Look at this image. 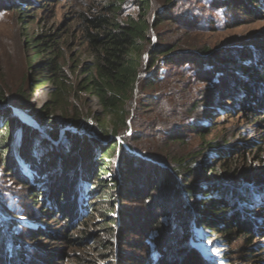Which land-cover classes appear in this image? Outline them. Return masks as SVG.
I'll return each mask as SVG.
<instances>
[{"label":"trees","instance_id":"1","mask_svg":"<svg viewBox=\"0 0 264 264\" xmlns=\"http://www.w3.org/2000/svg\"><path fill=\"white\" fill-rule=\"evenodd\" d=\"M123 1L112 0L101 11L80 15L81 39L86 44L91 61L83 65L84 77L76 83L72 82L65 68V54L58 31L31 38L25 36L27 49L32 53L28 61L36 83L39 87L47 84L52 86L50 99L43 103L44 112L33 113V117L42 126L50 121L51 110L70 109L73 105L74 90L80 89L98 99L106 120H100L92 126L94 138L77 136L67 130L66 152H63L62 147L51 146L47 153L35 158L31 146L36 133L20 122L12 111V107L26 108L32 96L26 97L22 89L10 94L0 84V162L4 168L13 171V178L18 179L25 187H29L30 181H38L37 174L45 173L49 163L57 162L56 169L60 172V176L52 181L47 192H40L35 186L26 191L35 205L43 207V212L46 213L48 208L54 209V218L59 222L55 229L51 230L41 224L36 228H28L26 233L22 232L25 231L24 228L17 231L11 227L13 223L19 225L15 223V219L1 220L2 216L7 217L10 214L0 202V250L3 264H28L25 247L20 242L23 236L34 241H61V244L73 250L66 255L63 252L53 253L58 259L67 257L65 264H109L111 260L112 264H136L140 257L143 258V264H173L170 258L166 257L171 255L163 253L170 245L175 247L174 253L181 256L180 260L186 257L182 264H209L190 245L187 227L192 221L196 225L203 223L204 226L211 227L227 241H232L238 236L246 248L259 237L257 222L244 212L247 208L244 203L249 201V193L246 189L236 188L241 182H238V178L244 179L245 175L240 174L241 164L233 157L240 155L245 160L243 150L251 151L249 146L223 150L221 158H218V170L221 175L218 183H226L230 187L211 183L209 176L215 173V168L203 169L199 172L200 180L193 182L189 181V178L194 169L187 168L181 154L152 152L150 148L144 150L145 144L139 134L140 126H136L133 120L139 114L147 113L143 106L151 103V99L133 98L136 83L139 81L138 73L144 71L145 66L140 57L142 52L147 55L145 69H154V75L142 80L145 82L144 89L155 84L158 62L163 65L173 64L176 58L180 65L192 63L195 71L203 64L202 66L209 68L219 65L231 72L232 64H235L233 54L226 56L218 53V50L210 52L206 48L183 46L182 49L177 48V44H162L160 40L151 43L148 37L149 22L144 18L148 0H138L140 6L136 16L119 20L118 4ZM217 3L227 14L234 11L248 17L256 15L258 19L264 17V12H260L264 0H217ZM176 6L177 0H166L163 12L157 13L154 18L153 27L174 21V24H180L184 29L193 28V22L176 18L179 13ZM257 45L262 47V53L258 54V71L250 75V83L242 86L239 98L230 96L228 92H223V97L230 103L229 108L236 106L237 114H245L249 119L261 123L264 122V41ZM242 56L251 57V54L243 52ZM220 74L223 72L220 71ZM225 79L227 78L221 80L224 88L228 89L229 86L231 89L235 80ZM132 102L135 106L131 108ZM70 117L75 116L71 113ZM82 122L77 113L73 121H63L60 125L74 124L79 130L82 128ZM17 130H20L21 135L20 143L16 147ZM46 133L53 139L57 138L55 128ZM118 137L121 141H118ZM169 140L174 142V137L169 136ZM114 155L117 157L115 166L112 165ZM19 159L29 165L31 179L20 172ZM160 162L165 163L164 166H161ZM79 164L82 166L76 170ZM107 174L108 178L104 179L103 176ZM168 188L171 189V194H162ZM200 191H205L212 197L206 200L203 206L196 198ZM154 192L164 195L166 201L157 202ZM182 193L187 195L192 204L191 211L182 202ZM174 198H177L178 207L175 213V205L169 206L174 204ZM134 203H140L137 209L131 206ZM115 204H118L117 209ZM128 207L131 210H128ZM137 211L147 215L144 213L141 228H136L134 222L133 213ZM195 212L196 215H190ZM209 212L215 217L207 220L206 213ZM94 214H99L102 219L98 232L92 235L83 233L84 230L79 231L80 226L87 225ZM109 214H114L115 217H108ZM163 217L170 220L164 223L161 220ZM262 235L264 236V232ZM87 238H91L97 246H88ZM85 248L91 250L87 252ZM121 248L126 250H120ZM248 252L252 250L249 249ZM153 254H157L154 259Z\"/></svg>","mask_w":264,"mask_h":264},{"label":"rangeland","instance_id":"2","mask_svg":"<svg viewBox=\"0 0 264 264\" xmlns=\"http://www.w3.org/2000/svg\"><path fill=\"white\" fill-rule=\"evenodd\" d=\"M110 2L112 0H0V84L10 94L22 89L26 97L32 96L26 108L12 107V111L20 122L29 126L36 133L31 146L35 158L47 153L51 146L62 147L63 152H66L68 143L65 131L67 130L77 136L84 135L94 138L92 126H95L100 120H106L98 99L88 92L75 88L73 105L68 109L70 111L55 108L51 110L50 121L45 122L42 126L36 121L33 113L42 114L44 112L43 103L50 99L52 86L47 84L44 87H39V84L36 83L35 75L28 61L32 53L27 49L26 37H37L41 34L58 31L62 51L65 54L63 60L65 68L72 82L76 83L84 77L83 65L91 61L86 44L81 39L80 15L101 11ZM165 2L166 0H148V5L144 10V18L150 26L148 37L151 43L160 40L162 44L166 42L177 44V48L182 49L185 46L206 48L210 52L218 50V53L226 56L233 54L235 64H232V71L228 72L219 65L209 68L202 66L203 64H200V67L195 71L192 63L180 65L176 58L173 64L163 65L158 62V76L155 84L144 89L145 82L143 83L142 80L154 75V69H145L147 55L146 52H142L140 57L143 66H145L143 67L144 71L138 73L139 81L136 83L133 98L135 100L151 99V103L144 101L149 104L143 106L147 113L139 114L138 117L133 118L134 124L140 126L139 134L142 135V142L145 144L144 150L150 148L152 152L181 154L187 168L194 169V173L189 178V181L193 182L200 180L199 172H202L203 169L215 168V173L213 172L209 176L211 183L229 186L226 183H218L221 176L218 170L220 165L218 158H221V152L234 148L243 149L246 146L251 148V151L243 150L245 160L240 155L233 158H236L237 162L241 164L240 174H244L246 178L239 177L238 182H241L236 187L238 190L246 189L249 193V201L244 203V206L247 207L244 212L257 222L259 237H256L248 245L252 252H248L249 249L242 243V239H238V236L232 241H227L218 231L204 226L203 223L196 225L192 221L187 227V231L190 233L191 247L209 264H264V236L262 235L264 232V122L257 123L245 114H237L236 106L234 107L236 110L229 108L228 104L230 103L223 97V92H228L230 96L239 98L242 86L250 83V75L258 71L260 59L258 54L262 53V47L257 44L264 41V17L258 19L256 15L248 17L234 11L227 14L218 5L217 0H177L176 9L179 10V13H177V17L176 15L174 17L181 21L193 22V28L184 29L182 25L174 24V21L164 22L153 27L154 18L157 13L163 12ZM139 6L138 0H124L118 4L117 19L125 20L128 16H136L139 13ZM260 12H264V5L260 7ZM243 52L250 53L251 57H243ZM220 71L223 72L222 75ZM224 78L235 80L231 89L229 86L228 89L224 88V84L221 82ZM219 79L221 80L218 81ZM130 105L132 108L135 103L132 102ZM15 109L19 110L21 115L15 114ZM69 112L75 117L78 113L79 119L83 120L81 129L77 130L73 126L74 124L60 125L63 121L75 119V117H70L71 113L69 114ZM54 128L57 130L56 139L46 133ZM20 135V130H17L15 133L16 147L20 143ZM169 136L174 137V142L172 140L170 142ZM117 139L121 141L119 137ZM43 140L45 141L43 142ZM129 151L135 153L132 150ZM136 155L139 154L136 153ZM116 159L117 157L114 155L113 166L116 165ZM18 163L20 172L26 178H30L29 165L20 159ZM57 164V162L49 163L46 172L42 175L37 174L38 181H30L29 187L35 186L40 192H47L52 181L60 176L58 168L56 169ZM163 164L165 163L160 162L161 166H164ZM81 166L79 164L76 170ZM13 177V171L4 168L0 162V202L10 214L7 217L2 216L1 220L15 219V223L17 222L19 225L13 223L11 227L16 228L17 231L24 228L25 231H22L24 233L28 228H36L41 224H45L51 230L55 229L59 222L54 218V209L48 208L46 213L43 212V207L35 205L27 195L26 191L29 187L23 186L18 179ZM103 178L107 179L108 174ZM162 194L168 196L171 194V189H165ZM153 195L157 202L166 201L164 195L161 196L159 192H154ZM181 197L182 202L191 211L192 204H190L187 195L182 193ZM196 198L201 206L206 203V200L212 199L211 195L206 194L205 191L198 192ZM173 201L174 204L169 205L170 207L173 205L176 207L177 198H174ZM139 204L134 203L131 206H135L134 208L137 209ZM115 205L117 209L118 204ZM128 210L131 209L128 207ZM177 210L178 207L173 210V213ZM144 213L142 211L133 213L136 228L143 226ZM190 215H196V212ZM213 215L210 212L206 213V219L210 220L215 217ZM107 216L115 217L114 214ZM145 216H147L146 213ZM100 217L99 214H94L92 222L89 221L87 225L80 226L79 231L84 230L83 233L95 235L102 223ZM189 219L191 220V217ZM161 220L166 223L170 219L163 217ZM149 233L151 234V231ZM20 242L25 247L28 264H65L68 260L67 257L58 259L54 257L53 253L62 254L63 252L66 255L73 251L58 240L37 239L34 241L23 236L20 238ZM86 244L97 246V243L93 244L91 238L86 239ZM84 250L91 249L85 248ZM120 250L126 249L121 248ZM77 251L82 253L81 250ZM174 252L175 247L172 245L163 250L164 254L171 255L166 256L167 259L170 258V262L182 264L186 257L180 260L181 256ZM245 254L252 256L246 257ZM156 256L157 254H153L152 258L154 259ZM142 259L140 257L136 264H143ZM3 263L4 259L0 250V264ZM109 264H112V260Z\"/></svg>","mask_w":264,"mask_h":264},{"label":"water","instance_id":"3","mask_svg":"<svg viewBox=\"0 0 264 264\" xmlns=\"http://www.w3.org/2000/svg\"><path fill=\"white\" fill-rule=\"evenodd\" d=\"M14 113L21 115V112L19 110H17V109L14 110ZM34 127H36L35 124H34Z\"/></svg>","mask_w":264,"mask_h":264},{"label":"bare ground","instance_id":"4","mask_svg":"<svg viewBox=\"0 0 264 264\" xmlns=\"http://www.w3.org/2000/svg\"><path fill=\"white\" fill-rule=\"evenodd\" d=\"M41 98H42V96H41Z\"/></svg>","mask_w":264,"mask_h":264}]
</instances>
